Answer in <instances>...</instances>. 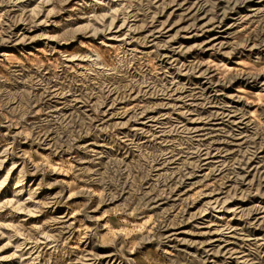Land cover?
Here are the masks:
<instances>
[{
	"label": "rangeland",
	"instance_id": "374dc122",
	"mask_svg": "<svg viewBox=\"0 0 264 264\" xmlns=\"http://www.w3.org/2000/svg\"><path fill=\"white\" fill-rule=\"evenodd\" d=\"M0 264H264V0H0Z\"/></svg>",
	"mask_w": 264,
	"mask_h": 264
}]
</instances>
